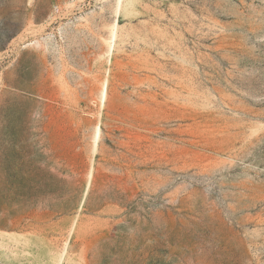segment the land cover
I'll list each match as a JSON object with an SVG mask.
<instances>
[{"label": "rangeland", "instance_id": "obj_1", "mask_svg": "<svg viewBox=\"0 0 264 264\" xmlns=\"http://www.w3.org/2000/svg\"><path fill=\"white\" fill-rule=\"evenodd\" d=\"M0 264H264V0H0Z\"/></svg>", "mask_w": 264, "mask_h": 264}, {"label": "bare ground", "instance_id": "obj_2", "mask_svg": "<svg viewBox=\"0 0 264 264\" xmlns=\"http://www.w3.org/2000/svg\"><path fill=\"white\" fill-rule=\"evenodd\" d=\"M106 97H107V85H106V87L104 88V93H103L104 104H105V101H106ZM101 135H102V127H101V125H98V127H97V131H96L97 144H98V141H99L100 138H101ZM92 173H93V171L91 172V176H92ZM88 186H89V185H88Z\"/></svg>", "mask_w": 264, "mask_h": 264}]
</instances>
